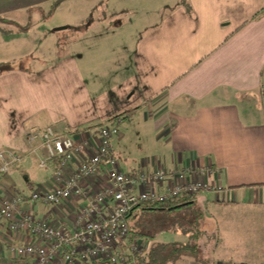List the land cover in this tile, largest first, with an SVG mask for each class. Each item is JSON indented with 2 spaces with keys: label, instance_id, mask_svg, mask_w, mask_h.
<instances>
[{
  "label": "crops",
  "instance_id": "1",
  "mask_svg": "<svg viewBox=\"0 0 264 264\" xmlns=\"http://www.w3.org/2000/svg\"><path fill=\"white\" fill-rule=\"evenodd\" d=\"M57 31L68 45L46 59L42 39ZM0 47L17 50L2 58L21 63L0 69V150L26 154L29 129L51 126L73 136L85 160L100 127L140 112L154 134L140 137L152 149L130 161L118 131V168L134 177L166 171L156 188L203 185L183 206L197 204L175 242L189 241L197 219V250L167 264H264V0H0ZM255 97L256 106L245 101ZM30 155L12 170L27 175V194L54 167L36 181ZM86 183L97 190L106 175ZM83 204L70 198L35 209L72 222ZM7 242L0 236V264H16Z\"/></svg>",
  "mask_w": 264,
  "mask_h": 264
},
{
  "label": "built area",
  "instance_id": "2",
  "mask_svg": "<svg viewBox=\"0 0 264 264\" xmlns=\"http://www.w3.org/2000/svg\"><path fill=\"white\" fill-rule=\"evenodd\" d=\"M117 133V121L100 127L89 142L92 153L85 160L78 158L82 145L70 134L57 133L51 126L29 129L31 149L26 154L0 150V175L32 153L40 168L54 164L45 182L32 188L28 196L18 192H3L0 196V229L10 237L7 248L16 264L145 263L147 249L140 239L129 240L127 215L140 203L173 201L196 194L203 185L180 182L166 189L156 188L163 183L164 170L136 177L124 174L111 149V139ZM102 171L107 185L92 190L87 180ZM70 198L84 201L75 221L53 220L36 212L39 202L63 206Z\"/></svg>",
  "mask_w": 264,
  "mask_h": 264
},
{
  "label": "rangeland",
  "instance_id": "3",
  "mask_svg": "<svg viewBox=\"0 0 264 264\" xmlns=\"http://www.w3.org/2000/svg\"><path fill=\"white\" fill-rule=\"evenodd\" d=\"M33 20V18H32ZM28 22L25 23V28L28 26ZM62 26H58L57 28H60ZM65 31H57L56 33H46L45 38L42 39L43 46L45 47V56L46 59H57L61 53L65 50V47L68 45V34L63 33ZM38 35L37 33H30L27 34L29 38H32L33 36ZM40 36V35H39ZM27 38V37H26ZM57 46V48H56ZM53 48L55 50H53ZM7 50L3 49V47H0V69H4L7 65H14L15 67H21V63H15L13 60H10L11 62H8L9 60H5L2 57H8L7 54L16 55L19 53L17 50L12 51L11 53H7ZM12 59V58H8ZM22 62V61H21ZM258 97H255L252 99V101L249 98H246L245 101H248L251 103V105L256 106L259 104ZM125 116L126 119L123 120V123H117V129L119 131V137L124 133L126 134L125 139L120 141V147L124 151V154L126 157L129 158V160L137 162L140 157H143V155L146 153V151L152 149L150 143H145V137L141 138L142 131H147V134L150 138L154 137V134L151 132L152 127L150 123H144L140 120V112L135 113L130 110H125ZM136 116V117H135ZM154 131V129H153ZM150 138L148 139L149 142ZM115 139V138H114ZM113 139V143L114 140ZM30 158L34 157L33 155H29ZM24 160V159H23ZM22 160V161H23ZM22 163V162H21ZM20 163V164H21ZM19 164V165H20ZM18 165V166H19ZM32 171L35 174L36 178L30 177V182L32 181H44V176L47 174L45 171V168L37 167L36 162L35 166L33 165ZM15 171V170H14ZM10 171L9 173L0 175V188L3 189L1 191L2 193H25L28 191V185L25 179H27V175L25 176L23 172L21 173V169L19 172L17 171ZM35 181V183H36ZM45 182V181H44ZM37 184V183H36ZM2 195V194H1ZM0 195V196H1ZM23 195V194H22ZM24 195V196H26ZM199 204V203H198ZM195 208H197V204L195 203V207L192 209L182 208L181 210H178L176 212L173 211H161V212H149L145 211L142 215H140V220L143 223L144 227L150 231V233L154 234L153 239H140V242L144 245V247L147 249L152 243H175V242H182L181 239V229H182V217L183 215L188 213L189 211H193ZM207 214L213 213V208L208 207V210L206 211ZM2 224V223H0ZM148 227V228H147ZM178 230V233H177ZM146 233V232H145ZM150 233H146L149 234ZM0 236L3 238L10 239L7 232L3 229H0ZM4 250L8 251V248L5 245H2ZM104 264V263H99Z\"/></svg>",
  "mask_w": 264,
  "mask_h": 264
},
{
  "label": "trees",
  "instance_id": "4",
  "mask_svg": "<svg viewBox=\"0 0 264 264\" xmlns=\"http://www.w3.org/2000/svg\"><path fill=\"white\" fill-rule=\"evenodd\" d=\"M13 169H11L10 171H12ZM194 195H184L173 201H166L161 204H153V203L145 202V203H140L137 206H135L132 212L126 217L128 224H129V228H130L129 240L130 241L137 240V239L147 240V239L154 238V234L150 233V231L144 227L143 223L139 219L140 215H142L143 212L145 211H149V212L173 211V212H176L184 208L183 206L176 208L177 206L183 203H188V202L194 203ZM0 223H2L0 224V228H1L3 226V222H0ZM189 226H190L189 231L191 232L189 241L183 244L182 243H173V244L152 243L145 252V257H144L145 263L143 264H167V262L171 261L172 258H175V257L178 258L181 252H184L187 254L189 253L194 254L198 247L197 242L199 241L198 240L199 231L197 230L198 229L197 219L192 221ZM145 232L150 233V235L146 234ZM99 263H102V262H94L90 264H99Z\"/></svg>",
  "mask_w": 264,
  "mask_h": 264
},
{
  "label": "water",
  "instance_id": "5",
  "mask_svg": "<svg viewBox=\"0 0 264 264\" xmlns=\"http://www.w3.org/2000/svg\"><path fill=\"white\" fill-rule=\"evenodd\" d=\"M188 203H190V202H188ZM187 203H183V204H181V205H179V206H184V205H186ZM179 206H177V208L179 207Z\"/></svg>",
  "mask_w": 264,
  "mask_h": 264
}]
</instances>
